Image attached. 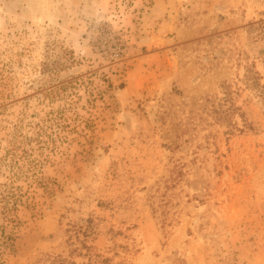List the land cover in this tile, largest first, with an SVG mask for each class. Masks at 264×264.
I'll return each mask as SVG.
<instances>
[{"label":"rangeland","instance_id":"1","mask_svg":"<svg viewBox=\"0 0 264 264\" xmlns=\"http://www.w3.org/2000/svg\"><path fill=\"white\" fill-rule=\"evenodd\" d=\"M5 223L0 264H264V0H0Z\"/></svg>","mask_w":264,"mask_h":264},{"label":"trees","instance_id":"2","mask_svg":"<svg viewBox=\"0 0 264 264\" xmlns=\"http://www.w3.org/2000/svg\"><path fill=\"white\" fill-rule=\"evenodd\" d=\"M66 83H68V82H66ZM57 95L60 96L59 94L53 93V94L50 95L51 97H49V98L51 99V98L58 97ZM36 135H37V133H36ZM0 228H1V235H3V237H5V238L7 237L8 238V237L12 236L13 229H10L9 226L6 225V223H5V225L1 224ZM6 230L9 231V235H6Z\"/></svg>","mask_w":264,"mask_h":264}]
</instances>
